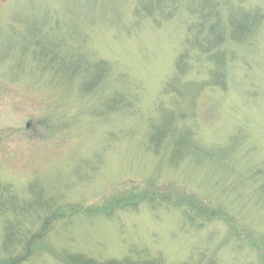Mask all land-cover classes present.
<instances>
[{"label":"rangeland","instance_id":"obj_1","mask_svg":"<svg viewBox=\"0 0 264 264\" xmlns=\"http://www.w3.org/2000/svg\"><path fill=\"white\" fill-rule=\"evenodd\" d=\"M200 2L0 0V184L21 202L31 184L42 186L52 209L64 212L22 264L135 252L167 264L203 256L202 264H264V22L246 39H230L228 88L209 86L211 66L198 64L199 49L187 45ZM214 2L227 23L238 6L264 12V0ZM187 50L194 69L177 83H206L178 97L168 83ZM98 61L110 72L86 92L85 70ZM116 93L123 102L111 109ZM170 113L215 157L172 163L166 144L155 153L153 127ZM155 186L194 193L222 207L225 220L194 227L181 210L148 203L113 215L89 211ZM25 212L27 228L39 227ZM15 215L0 212V260L5 222Z\"/></svg>","mask_w":264,"mask_h":264},{"label":"trees","instance_id":"obj_2","mask_svg":"<svg viewBox=\"0 0 264 264\" xmlns=\"http://www.w3.org/2000/svg\"><path fill=\"white\" fill-rule=\"evenodd\" d=\"M194 9L197 13L198 20L190 26V36L188 46L198 48L200 55L195 60L199 63L210 65L208 82L209 86H221L228 88V64L229 56L227 54V46L229 41H239L246 39L253 31H257L264 22V12L255 10H246L245 8L236 7L230 10L228 23L218 14V5L214 0H200ZM231 39V40H230ZM189 50L183 52L176 63L177 80L168 83L171 90L178 97H183L189 93H200L204 84L201 82H187L185 85H179L182 77H185L189 71L193 70ZM55 59L52 63L55 64ZM59 70L65 64L60 62ZM67 68H70L66 65ZM76 73L77 69L74 68ZM110 72L109 64L104 61L96 62L91 68L85 70V82L83 90L89 92L100 88L106 80ZM111 98L109 106L111 109L118 108L123 102L122 98L116 93ZM179 118V117H178ZM173 113L167 117L163 123L154 126V130L150 137V142L154 146V152L159 154L161 148L166 144V150H169V160L177 163L184 157L193 155L195 158L209 159L215 157L213 151L203 148L200 141L195 138L194 132L189 126L178 121ZM183 117H180V120ZM183 121V120H182ZM192 153V154H190ZM196 160V159H195ZM10 185L0 184V212L15 213L14 219H8L4 226V258L0 260V264H22L29 260L37 253L39 243L51 231L58 220L64 216L62 208L52 209L54 202L47 198L46 189L37 184H31L29 188L30 198L27 200L17 199L15 192L11 190ZM153 188H132L130 192L122 194V197H114L102 208H90L92 213L100 212L113 215L117 210L130 208L137 211L143 203L156 205V208L163 206L165 208H177L189 224L194 227L204 225L205 222L215 220H225V210L216 205L205 206V201L198 199L194 193H188L184 190L174 192L166 187ZM172 191V192H171ZM17 201L21 202L18 203ZM34 213V224L40 223L37 228L28 229L25 215ZM73 210L69 217L75 215ZM24 215V216H23ZM42 222V223H41ZM202 257V256H201ZM204 257V256H203ZM202 257V260H203ZM66 264H167L162 256H144L143 252H135L123 259H111L108 261H97L83 254L65 253L62 256ZM201 260V259H200ZM201 260V261H202ZM201 261H187L179 264H202Z\"/></svg>","mask_w":264,"mask_h":264},{"label":"water","instance_id":"obj_3","mask_svg":"<svg viewBox=\"0 0 264 264\" xmlns=\"http://www.w3.org/2000/svg\"><path fill=\"white\" fill-rule=\"evenodd\" d=\"M29 126H30V122L27 123V127H29Z\"/></svg>","mask_w":264,"mask_h":264}]
</instances>
